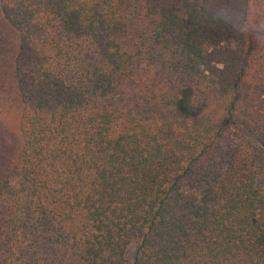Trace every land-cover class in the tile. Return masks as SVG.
<instances>
[{
	"label": "trees",
	"instance_id": "obj_1",
	"mask_svg": "<svg viewBox=\"0 0 264 264\" xmlns=\"http://www.w3.org/2000/svg\"><path fill=\"white\" fill-rule=\"evenodd\" d=\"M0 10L21 105L0 264H264V0Z\"/></svg>",
	"mask_w": 264,
	"mask_h": 264
},
{
	"label": "rangeland",
	"instance_id": "obj_2",
	"mask_svg": "<svg viewBox=\"0 0 264 264\" xmlns=\"http://www.w3.org/2000/svg\"><path fill=\"white\" fill-rule=\"evenodd\" d=\"M18 49V35L0 10V182L9 174L21 141V105L13 74V63ZM260 183L264 190V169ZM137 246V243L129 246L128 261L134 259Z\"/></svg>",
	"mask_w": 264,
	"mask_h": 264
}]
</instances>
